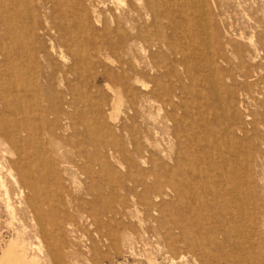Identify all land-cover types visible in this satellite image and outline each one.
<instances>
[{
	"label": "rangeland",
	"instance_id": "obj_1",
	"mask_svg": "<svg viewBox=\"0 0 264 264\" xmlns=\"http://www.w3.org/2000/svg\"><path fill=\"white\" fill-rule=\"evenodd\" d=\"M94 1L98 6H102V8L100 7L101 11H104L109 8L110 9L114 8L115 6L114 4L118 2V0H94ZM87 2L89 1L61 0V4H62L61 9H63L62 12L64 13L66 12L67 13L66 15L68 16L69 14L68 17H70V14L72 15V8L74 11L76 9H79L80 7L89 8V3ZM101 2H103V5L106 6L104 7ZM135 2L136 0H123L124 4L130 3L135 5ZM185 8L191 11V12L188 11L190 18H192V12L194 11L196 13L197 11L196 7L194 6V3L189 7L187 5ZM200 12L201 13L204 12L202 14L205 16V17L204 16L201 17L202 18L201 22L205 23L206 20H209L211 23L209 24L210 33L212 32L217 33V35L219 36V40L222 42L221 44H224L226 41L230 43V47L226 51L227 60H221L218 63L219 69L222 72V77L224 80L220 84L218 82L217 84L216 82L214 83L212 76L206 70L205 61L208 58V54L210 53L211 47L209 45L210 36H208L206 31L205 32L203 31L204 30L203 28L199 27L200 29H198V27L195 25L194 26L196 28H194L192 24L191 25L188 24V26H186L187 24H185L184 26H186L187 29L183 28L184 31L181 30L177 34L178 36L173 34H172L173 36H171V31L169 29L163 30L168 40H172V39L177 40L180 46L183 45L182 47L184 48L185 53L188 54V58L186 59V61L180 63L178 62L179 57L172 56L169 53L165 52L166 55H169L171 59L167 56L169 59L161 62V65H159L161 67V72H164L166 67L169 68L172 67L174 69V72L177 74V79L176 78H173L171 80H168L169 78H166L165 80L163 79L164 80V82H162L163 86H161L162 88L160 89L163 90L164 85H169V89L166 93H169L170 96L171 95L175 96V100H174L176 104V110L174 111L175 121L167 120V114L171 112V107L165 104L166 96L160 93V95L162 96L156 99L155 101H152L151 104H146L145 106L138 107L137 118L136 120H134V122H132L130 120V116L132 112L128 111L127 108V104H128L127 100L130 99L131 93L128 92L117 81H115L112 76L105 77L104 75L98 74V79L100 82L97 80V84H94L90 74L91 71H89L88 72L89 74L84 76L83 79L78 78L79 81L64 80L63 88L58 85H55L56 87L55 86L54 87L57 92V95L54 96L55 97L54 100L48 101L45 99H40L38 100L39 102L34 100L28 101V104L31 106L28 109V118H29L28 124L30 125L29 129H31V127L33 126V129L31 130H33L32 131L34 133L33 135L36 136V141H34L33 143L31 142V140L28 141V158H29L28 180L32 182H37L39 186V188L37 189L38 193H41L48 199V203L44 207L47 208V209L45 208L47 211H50V209H52L53 215L49 216L48 218V224L46 227L47 235L41 233L40 225L34 219L31 218V213H29V211H28V218L24 214L16 215L17 219L19 218L20 221H15L14 227H16L18 231L23 232L24 226H27L28 231H26V233H28V254L30 256L35 255L38 258L37 264H149V263L150 264L152 263L193 264L192 262H194V264H196V262L198 264H203L202 261L200 260L199 253L200 251L201 253H203L205 250L210 251L209 255H207L206 257L209 259V262L211 264H216V263L243 264V259L245 258L249 260L250 264H264V179H263L264 156H261L259 154L261 152H264L263 151L264 145L261 144L264 134L263 133L264 129H262V126L259 124H258L259 127L258 130L253 129L251 128L252 126L250 124L253 123L254 121L261 120L259 113L262 111V109L257 104L258 95L248 90L247 88L245 89L243 86L244 85L243 80L237 79V81L236 80L234 81L233 79L234 77L230 78L231 76L229 77L227 75L230 73L231 75L237 74L238 69L236 66L238 65L239 62L237 57L240 56L241 53H244V51L249 49L248 45L250 41L253 42L259 36L263 35L264 0H206V5L202 6ZM85 18L87 23L90 25L91 18H90L89 10L86 12ZM211 28L212 30H210ZM186 30L188 34L187 33L185 34ZM190 30L191 32L189 33ZM180 34L182 38L181 36H179ZM199 34H201L202 37ZM252 37L254 38L253 40H251ZM181 40L182 42H180ZM194 40H196V42ZM203 41L204 43L206 42L208 44L205 45L206 43L205 44L202 43ZM44 44L46 47L49 46V42L47 41ZM85 49L88 48L85 47ZM230 49H235V51ZM135 50H136L135 54L137 56L139 54L140 56L137 47H133V52ZM18 55L19 54L15 53L13 54V57L15 56V58H17ZM111 59L112 60L106 62V64L104 63L105 67L107 68L105 70H109V71L111 70L113 74H117L120 72L119 64L117 60H115V57L111 56ZM140 59L145 62L146 56L143 57L140 56ZM18 62L19 60L17 61V63ZM250 68H251L250 66L247 67V69ZM230 69H232L234 72H232V70ZM99 70L101 73L100 68L98 69V72ZM184 71L188 75L185 74ZM191 75L193 80L191 79ZM210 80L212 82H209ZM143 82H145L144 84L147 83V86L152 85V83L147 77V78H141L139 82L131 83L130 87L133 91L148 92L147 89H143L144 87L142 84ZM189 82L192 84L190 85ZM195 83L197 86L195 85ZM83 84H87V85L83 86ZM221 84H225V86L231 87L233 91L236 92V94L233 97L226 95V93L222 89L223 85ZM187 85L189 88L187 87ZM88 87L91 88L89 89ZM185 88H188L187 91L185 90ZM72 89L76 90L75 91L76 96L73 100H72V95L70 96L67 95V93H69L68 91ZM85 89L87 90L85 91ZM87 91L88 93H86ZM186 92L188 93L186 94ZM84 94H86L88 98L90 97V99L88 100L84 99L83 98ZM118 94L119 96L121 95L120 98L123 96L122 98L124 99L121 98L120 104L114 105L112 101L114 100L115 102L116 96ZM64 95H66L65 96L66 98L64 97ZM67 97L70 98L68 99ZM64 99L66 100V103ZM249 99H251V101ZM71 101L73 102V104H71ZM241 101H242V105H241ZM91 104H94L93 107L95 105H97L98 107L95 106L94 107L95 109H93ZM71 105H73V107ZM50 107L51 108L53 107L54 110L53 113H48L46 111V108L48 109ZM109 107L112 109H110ZM191 107H193L192 110ZM88 108L90 109L89 111H87ZM91 108L93 111L91 110ZM245 108L247 110H245ZM30 109L33 110L32 112L34 114H32V112L30 114ZM40 109L45 110L44 111L45 113L44 112L41 113L42 111ZM113 109H115L116 111L118 110L117 114H115L116 112ZM224 109H226L227 111ZM67 110H69L70 115L72 117H67V115L65 114ZM37 111H39L41 114H35ZM90 111L92 112L90 113ZM94 111H96V113L98 112L99 113L96 114ZM78 114L80 115V118L78 117L79 116ZM99 114L102 117L99 116ZM114 114L117 116H115ZM37 115L39 118L37 117ZM81 115H83L82 118ZM94 115L102 118L101 121L98 117L96 118ZM103 115L104 117L105 116L106 117L104 118ZM41 116L43 117L41 118ZM217 118L219 122L216 120ZM93 119H95V121ZM57 120H59L60 122H58ZM71 120L74 121L75 124H72ZM97 120L99 122L96 124ZM103 122L105 124H102ZM31 123H33L34 125ZM51 123L52 125H50ZM79 123L83 125L80 126ZM87 124L88 126H90L88 128L90 129V131L87 130ZM93 124L96 126V129ZM38 125L41 126L39 127L40 129L37 128ZM104 125L105 126L109 125L110 128L109 127L106 128L109 129L110 131L107 129L105 130ZM217 125L220 126V128ZM134 129L139 131L141 143L144 145L146 150L145 152L142 153V158L140 156L141 159H139L138 156H133L132 159L135 166L140 168L142 171H147L150 168H154L156 171L162 174V179L159 186L155 187L154 189L150 188L149 191H147V193L142 191L141 188H138L135 192H129L128 187L130 184L124 182L123 187L119 188L117 184H115L117 182H114L116 178L120 179L123 173L124 174L126 173V171L128 170V166H130L131 169L136 170L135 166H133L132 164L130 165L131 160L129 161L128 158H126V156L124 155L125 150L131 151L130 146L126 143L130 131ZM237 129H240L241 131H237ZM91 130L98 137L99 140L97 144L95 142L96 146L94 143L92 144L88 142L86 138V136L88 137L92 133ZM173 131H176L178 135L174 136ZM225 131L230 136L226 135ZM35 132L38 134L36 135ZM212 132L215 133L212 134ZM77 133H80V135ZM108 135H110L111 137ZM144 135H146L147 138L144 137ZM112 136H113V140H111ZM248 136L250 138H248ZM224 137L226 140L224 139ZM44 138L46 141L49 142V143L45 142V145L47 147H45V145H42L44 144L43 143ZM106 138H108L109 140L107 141ZM220 140L222 143L220 142ZM108 142L110 143L113 142L112 143L113 145L111 146L110 144L109 146ZM229 142L230 144H228ZM30 143L32 145L35 144L36 147L32 146ZM103 143H105V145H103ZM115 143L118 144L119 146L116 145ZM210 143L212 144V146H210ZM98 144L100 147H98ZM123 144H125V146ZM93 145L96 148L93 147ZM232 145L234 146L232 147ZM101 146L103 148H101ZM125 147L126 149L123 150V148ZM211 147H213L214 149ZM249 147L251 148V150L249 149ZM84 148H86L87 150ZM97 148L100 150H98ZM95 149L96 151H94ZM112 149H114L113 151H115L116 154L112 151ZM7 150L4 151L3 146L0 145V162H7L8 160L16 159L17 151L13 149L10 150L8 148ZM39 151L42 154L39 153ZM107 151L110 153H108ZM190 151L192 153H190ZM231 151L234 153H232ZM257 151L259 155L256 154ZM11 152L13 155H11ZM35 152H37L38 155ZM90 152L92 153L90 154ZM97 152H99L98 154L101 153V155H98ZM32 155H34V157ZM93 155H95L94 156L95 158L98 157L99 159H95ZM233 155L234 156L236 155L235 158ZM99 156L100 157L102 156L103 160H101ZM176 156L177 157L180 156V158L183 161H185V163L183 162L184 165L181 166L180 171H177V168L175 167L176 161L174 160V158L176 159L177 158ZM204 158L206 160H204ZM258 158L260 160L262 159V161H260ZM91 160L93 163L91 162ZM111 160H113L114 162L112 161L111 163H109ZM191 160H195L197 167L204 169L209 174H211L212 171H214L213 170L214 163L216 164L217 167H220L223 161H225L226 163H232V162L235 164L238 163L239 170L240 172H242V175H244L241 176L243 179H247L248 177L246 173L248 174L250 173L249 174L250 181H246V182H249L250 185L255 187L254 188L255 191L252 192L254 193V198H255V204H254L255 208L253 209L252 206L249 205L246 208L248 209L249 212L253 211V214L256 216L254 218L253 223L247 221H245L246 223L243 222V224L241 225V229L238 228L233 233L234 239L232 240L230 239L229 242H225L222 244V242H224L223 241L224 238L222 236H219L217 243L214 242L210 246L209 245L205 246L204 244L203 246L202 244L205 243L206 240L205 229H203V231H200L191 227L194 226L196 223L202 224L205 222L202 220V216L205 213V211L202 209L203 207L201 206L203 195H201V193H198L199 184L195 181L197 179H193L189 181L188 184L187 182L188 179L186 178V174L184 172L192 164V163L189 164ZM231 160L232 162H230ZM240 160L243 161L240 162ZM97 161H100V163ZM43 162H44V166L42 165ZM50 162L54 164L52 165L50 164ZM261 162L263 165L261 164ZM116 164H119V168L118 165L116 166ZM206 164L207 165L209 164L208 167ZM249 164L251 165V167L249 166ZM59 166H61L62 168ZM243 166L245 167L243 168ZM77 167L80 168V170ZM52 168L53 169L55 168V170H53ZM63 168L66 171H64ZM83 168H86V170ZM91 168L94 170H98L99 172L93 171L91 170ZM44 171L45 173H43ZM172 171L174 172L172 173ZM109 172L111 173L113 172V173L110 174ZM54 173L58 175H55ZM81 173H83L84 176ZM8 174L9 173H7L5 170L3 171L0 170V176L4 181V188L0 184V232L2 233L5 239H8L13 236V231L9 226L11 217L6 209L7 195L5 194V192L6 191L8 192L11 202L15 206H18L19 204L18 203L19 199L16 198L15 195V193H17L16 191L17 188L15 187L13 181L9 177L10 175ZM91 174L92 176L90 177ZM172 174H174L173 176L175 179L173 178V176L169 178V175ZM107 180L109 181L111 180V181L109 182ZM169 180H171L172 182V188L175 187L177 189L178 186L184 188V193H180L178 189L173 190L169 186ZM153 183H154V177H147V184L149 186H152ZM58 189H60V191ZM92 191H94V193ZM102 192H104L105 194ZM28 194L30 195L28 196V199L32 198L31 200L35 201L37 205L41 206L42 204L41 203L42 201H40L42 200L41 195L37 196V194L34 191H30V190H28ZM128 195L130 198H128ZM98 197L99 198L101 197L102 199H99ZM198 198H200L201 200ZM108 199H110L111 201L110 200L108 201ZM57 202L59 204L56 207ZM111 202L113 205L111 204ZM70 203L73 204H71L70 206ZM97 204L98 206H95ZM84 214H86V216ZM183 215H186L188 217V219H186L187 221H180V218ZM84 216L85 218L82 219ZM92 216L94 217V219H92ZM243 216L246 217L247 213L245 212V215ZM106 217H108V219ZM87 220H89L88 221L89 223H87ZM175 221L178 223V225L185 228L186 230L185 239L187 240V238H189L190 241L192 242L200 241L201 249L198 250L197 248H193L192 250H187V246H185L184 242L180 239L178 231L174 229ZM95 223L96 225H94ZM208 224L206 225V228L210 226ZM69 225L70 227H68ZM229 247H231V249ZM47 251H50L53 255L52 256L47 255ZM181 256H184V258L180 259ZM28 264L30 263L28 262Z\"/></svg>",
	"mask_w": 264,
	"mask_h": 264
},
{
	"label": "bare ground",
	"instance_id": "obj_2",
	"mask_svg": "<svg viewBox=\"0 0 264 264\" xmlns=\"http://www.w3.org/2000/svg\"><path fill=\"white\" fill-rule=\"evenodd\" d=\"M88 1L89 2H87V3H89V8L80 7L79 9H76L75 11L72 8V15L70 14V17H68L69 14L67 16L66 12L65 13L62 12L63 9H61V5H62L61 0H0V145L3 146L4 151L7 150V148L10 150L13 149V150L17 151L16 159L8 160L7 162H0V170L1 171L5 170L7 173H9L8 174V175H10L9 177L13 181L15 187L17 188L16 189L17 193H15L16 198L19 199L18 206H15L11 202V199L8 195V192L7 191L5 192V194L7 195L6 209H7L8 213L10 214V217H11V221L9 222V226H10L11 230L13 231V236L8 238V239H5L2 235V233L0 232V264H28V262L30 264H37L38 263V258L35 255L30 256L28 254V233H26V231H28L27 226H24L23 232L18 231L17 228L14 227V222L20 221L19 218L17 219V217H16L17 214H20V215L24 214L28 218V211H29V213H31V218L34 219L40 225L41 233L44 235H47L46 227L48 224V218H49V216L53 215L52 209H50V211H47L46 210L47 208L44 207L48 203V199H47V197H45L41 193H38L37 189L39 188V186H38L37 182H32V181L28 180V176H29V171H28V159H29L28 158V141L31 140L32 143L34 141H36V136L33 135L34 134L32 132L33 130H31V129H33V126L31 125L32 126L31 129H29L30 125L28 124V121H29L28 120L29 119L28 118V109L31 107L28 104L29 100H34L37 102H39L38 100H40V99H45L48 101L54 100V98H55L54 96L57 95V92L55 90V87H56L55 85H58V86L63 88V81L64 80L76 81V80H78V78L83 79L84 76L88 75L89 74L88 72L91 71L90 74H91L92 81L94 84H97V80L99 81L98 74L104 75L105 77L106 76H112L115 81H117L128 92L131 93L130 99L127 100V103H128L127 108H128V111L132 112L131 116L129 115L130 120L132 122H134V120H136V118H137L138 107L145 106L146 104H151L152 101H155L156 99H158L162 95L166 96L165 104H167V106L171 107V112L167 114V120L175 121V118H174V111L176 110V104L174 102L175 96L174 95L170 96L169 93H166L169 89V85H164L163 90H160V89L162 88L161 86H163L162 82H164V80L166 78H169L168 80H171L173 78L177 79V74L174 72V69L172 67H170V68L166 67L165 71L161 72V67L159 65H161V62L166 61L170 58L169 55H166L165 52L169 53L172 56L179 57L178 62H180V63L186 61V59L188 58V54L185 53L184 48L182 47L183 45L180 46V44L178 43L177 40H174V39L168 40L166 38L163 30L169 29L171 31V36H173V35L178 36L177 34L181 30L184 31L183 28L187 29L186 26H188V24L189 25L192 24L194 28H196L195 26H197L198 29H200L199 27L203 28L204 29L203 31L204 32L206 31L208 36H210L209 37L210 41L208 40L209 45L211 47L210 53H209L210 55L208 54V58L205 61V64H206L205 67H206L207 72L210 73V75L212 76L214 83L216 82V84H217V82H218L220 84L224 80L222 77V72L219 69L218 63L221 60H227L226 51L230 47V43L225 40L226 42L224 44H221L222 42L219 40V36L217 35V33H215V32L210 33L209 24H211V23L209 20H206L205 23L201 22V19H202L201 17L204 16L202 13H204V12L201 13L200 9L202 8V6L206 5V0H136L135 5L130 4L131 2L128 4H124L123 0H118V2L116 4H114L115 5L114 8H111V9L109 8V9H106L104 11H101L102 6H98L94 0H88ZM101 3L103 5V2H101ZM193 3H194V6L196 7L197 11H196V13L193 11L192 12V18H190L189 14H188L189 13L188 11H190V10L189 9L187 10V8H185V7L187 5L189 7ZM191 8H192V6H191ZM88 10L90 11V18H91L90 25L87 23L86 18H85V14ZM192 10H194V9H192ZM185 24H187V25L184 26ZM210 30H212V28ZM190 32H191V30L189 31V33ZM186 33H187V30L185 31V34ZM199 35H201V34H199ZM179 36H181V34ZM253 36H255V35H253ZM186 37H188V36H186ZM201 37H202V35H201ZM181 38H182V36H181ZM169 39H171V38H169ZM253 39L254 38L252 37L251 40H253ZM248 40H249V38H248ZM46 41L49 42L48 47H46L44 44ZM188 41H190V40H188ZM194 41L196 42V40H194ZM180 42H182V40ZM202 43H204V41ZM207 44L208 43H206L205 45H207ZM200 45H202V44H200ZM248 46H249V49L244 51V53H241L240 56L237 57V59L239 61L238 65L236 66L238 69L237 74L231 75V73H230L227 75L229 77L231 76L230 78L234 77L233 78L234 81L235 80L237 81V79L243 80L244 88L245 89L247 88L248 90H250V91H252L258 95V99H257L258 103L257 104L262 109V111L259 113L261 120L260 121H254L253 123H250L252 126L251 128L258 130L259 129L258 124L262 126V129H264V32H263V35L259 36L255 41H253V42L250 41ZM85 47H87L88 49H85ZM133 47H137V50L140 53L141 57L146 56L145 62L140 59L139 54H138V56L135 54L136 50L133 52ZM243 47H245V46H243ZM205 50H206V48H205ZM230 50L235 51V49H230ZM207 52H208V50H207ZM15 53L19 54L18 57L16 56L17 58H15V56L13 57V54H15ZM111 56L115 57V60H117V62L119 64L120 72L117 74H113L111 72V70L110 71L105 70V69H107L105 67L106 62L112 60ZM198 57H200V56H198ZM18 60H19V62L17 63ZM244 60L247 62H245ZM54 61H56V62H54ZM158 61H160V62H158ZM115 63H116V61H115ZM227 63H226V65H227ZM232 64H231V67H232ZM186 66H188V65H186ZM220 66H221V64H220ZM248 66H250L251 68L247 69ZM236 67H235V69H236ZM99 68L101 69V73H100V70L98 72ZM186 69H187V67H186ZM232 69H230V70H232ZM188 70H189V68H188ZM200 71H201V69H200ZM224 71H225V69H224ZM186 72H187V70H186ZM186 72H185V74H187ZM232 72H234V71L232 70ZM193 74H195V73H193ZM112 77H111V79H112ZM147 77L150 80V82L152 83V85L147 86V83L144 84L145 82H143L142 84L144 86L143 89H147L148 92L133 91L131 89V87H130L131 83L139 82L141 78H147ZM179 78H181V77H179ZM191 79L193 80L192 75H191ZM209 79H210V77H209ZM192 80H189V81H192ZM209 82H212V81L210 80ZM189 84L191 85L192 83L189 82ZM225 84H226V82H225ZM225 84H221V85H223L222 89L224 90L226 95L233 97L236 94V92L233 91V89L231 87L225 86ZM84 85H87V84H83V86ZM195 85H196V83H195ZM104 86H105V84H104ZM187 87H188V85H187ZM188 88H185V90L187 91ZM86 90L87 89H85V91ZM75 91L76 90L72 89V90L68 91L69 93H67V95H69V96L72 95V100L76 96ZM91 92H92V90H91ZM118 92H120V91H118ZM188 92H186V94ZM86 93H88V91ZM160 93H162V95H160ZM184 95H185V93H184ZM65 96L66 95H64V97ZM120 96L118 94L116 96L115 102H114V100L112 101L114 103V105L120 104L121 98L123 97L122 96L120 98ZM222 97H223V95H222ZM247 97H248V95H247ZM83 98L87 99V100L90 99V97L88 98L86 94L83 95ZM95 98H97V97H95ZM122 99H124V98H122ZM251 99H249V100L251 101ZM225 100H226V98H225ZM96 101H99V100H96ZM102 102H103V100H102ZM122 102H123V100H122ZM44 103H42V104H44ZM65 103H66V100H65ZM71 104H73L72 101H71ZM91 105L93 107L94 104H91ZM100 105H103V104H100ZM241 105H242V101H241ZM71 106L73 107V105H71ZM95 106H97V105H95ZM94 107H93V109H95ZM193 107H191V110ZM110 109H112V108H110ZM221 109H223V108H221ZM40 110L42 111L41 113H43L45 111L42 109H40ZM89 110L90 109L88 108L87 111H89ZM91 110H92V108H91ZM113 110H115V109H113ZM224 110H226V109H224ZM245 110H247V109L245 108ZM32 111L33 110L30 109V114ZM46 111L48 113H53L54 110H53V107L52 108L50 107L48 109L46 108ZM92 111H90V113ZM99 111H100V109H99ZM117 111L115 110V112H116L115 114H117ZM37 112H39V111H37ZM37 112L35 114H41L40 112L39 113H37ZM73 112H75V111H73ZM94 112L96 113V111H94ZM111 112H112V110H111ZM98 113H96V114H98ZM113 113H114V111H113ZM32 114H34V113L32 112ZM61 114H64V113H61ZM65 114L67 115V117H72L70 115L69 110H67L65 112ZM99 116H101V115L99 114ZM115 116H117V115H115ZM226 116H227V114H226ZM37 117H38V115H37ZM42 117L43 116H41V118ZM78 117L80 118V115ZM82 117H83V115H81V118ZM95 117L97 118L98 116H95ZM103 117H104V115H103ZM197 117H200V116H197ZM98 118L101 121L102 118H100V117H98ZM112 118H114V117H112ZM188 118H190V117H188ZM33 119H34V117H33ZM68 119H70V118H68ZM85 119H83V120H85ZM31 120H32V118H31ZM72 120H71V123L75 124L74 121H72ZM93 120L95 121V119H93ZM216 120L218 121V118ZM57 121L60 122L59 120H57ZM89 121H91V120H89ZM205 121H207V120H205ZM98 122L99 121L97 120L96 124ZM104 122L102 124H105ZM91 123H94V122H91ZM31 124H33V123H31ZM234 124H236V123H234ZM39 125L37 128L41 127ZM43 125H44V123H43ZM48 125H49V123H48ZM50 125H52V123ZM82 125L80 124V126H82ZM85 127H86V125H85ZM89 127L90 126H88V124H87V130L90 131V129H88ZM101 127H102V125H101ZM104 127H105V130L108 127L110 128L109 125H106V126L104 125ZM218 127L220 128V126H218ZM71 128H72V126H71ZM93 129H94V127H93ZM95 129H96V126H95ZM92 130H91V132H92ZM107 130H109V129H107ZM225 130H227V129H225ZM210 131H211V129H210ZM237 131H241V130L237 129ZM228 132H229V130H228ZM173 133H174V136L178 135L176 131H173ZM213 133H215V132H212V134ZM225 133H226V131H225ZM37 134L38 133H36V135ZM67 134H68V131H67ZM77 134L80 135V133H77ZM87 134H89V133H87ZM108 134H109V132H108ZM139 134H140L139 131H137L136 129L130 131L126 144H128L130 146L131 151L125 150V152H124V155L126 156V158H128L129 161L131 160V163L129 162L130 165L132 164L133 166H135L133 159H132L133 156H138L139 159H141L142 153L146 151L144 145L141 143V140H140L141 138H140ZM226 135H229V134L226 133ZM33 136L35 137V140H34ZM64 136H65V134H64ZM108 136H110V135H108ZM113 136H112L111 140H113ZM221 136H222V134H221ZM241 136H242V134H241ZM144 137H146V135H144ZM86 138H87V141L92 143V144L93 143L95 144V142L97 144V142H99L98 137L93 132L88 137L86 136ZM248 138H250V137L248 136ZM57 139H58V137H57ZM83 139H84V137H83ZM106 139H107V141L109 140L108 138H106ZM224 139H225V137H224ZM76 140H79V139H76ZM115 140H116V138H115ZM41 141H42V139H41ZM58 141H59V139H58ZM45 142H48V141H46L44 138V142H43L44 144H42V145H45ZM110 142H108L109 146H110V144L112 146L113 142L112 143H110ZM220 142H221V140H220ZM257 143H258V141H257ZM257 143H255V144H257ZM96 144H95V146H96ZM228 144H230V142ZM261 144L264 145V134H263ZM103 145H105V143H103ZM106 145H108V144H106ZM116 145H118V144H116ZM123 145L125 146V144H123ZM237 145H235V146H237ZM32 146L36 147L35 144ZM95 146L93 145V147H95ZM102 146H101V148L104 147V146L103 147ZM210 146H212L211 143H210ZM233 146L234 145H232V147ZM258 146H259V144H258ZM45 147H47V146L45 145ZM98 147H100L99 144H98ZM213 147H211V148H213ZM84 149H86V148H84ZM124 149H126V147L123 148V150ZM197 149H198V147H197ZM249 149L251 150L250 147H249ZM37 150H39V149H37ZM98 150H100V149H98ZM113 150L114 149H112V151ZM187 150H186V152H187ZM218 150H220V149H218ZM16 151H14V152H16ZM46 151H48V150H46ZM94 151H96V149ZM99 152H97V154ZM113 152L115 153V151H113ZM35 153L37 154V152H35ZM39 153H41V152L39 151ZM84 153H85V151H84ZM91 153L92 152H90V154ZM108 153H110V152H108ZM190 153H192V152L190 151ZM232 153H234V152H232ZM204 154H205V152H204ZM256 154L257 155L260 154L261 156H264V152H261L258 154V151H257ZM11 155H13L12 152H11ZM98 155H101V153ZM254 155H255V153H254ZM32 156L34 157V155H32ZM94 156L95 155H93V157ZM140 156H141V158H140ZM235 156H234V158H235ZM117 157H118V155H117ZM107 158H106V161H107ZM95 159H99V158L97 157ZM100 159L103 160L102 156L100 157ZM33 160H34V158H33ZM174 160L176 161L175 167L177 168V171H180L181 170L180 168L182 165H184L185 161H183L180 158V156L177 157L176 159L174 158ZM201 160H202V158H201ZM204 160H206V159L204 158ZM232 160L230 162H232ZM246 160H248V159H246ZM51 161H52V159H51ZM112 161L113 160H111L109 163H111ZM144 161H145V159H144ZM191 161L189 164H191V163L192 164L188 167L187 170L184 171L186 174V178L188 179V181L187 180L186 181L189 184V181H191L193 179H197L195 181L199 184L198 193H201V195H203L201 206L203 207L202 209L205 211L204 215L202 216V220L205 222L202 224L196 223L194 226H191V227H193L194 229L200 230V231H203V229H205V239L206 240H205V243L202 244L203 246H204V244H205V246L206 245L210 246L214 242L217 243L219 236H222L224 238V240H223L224 242L221 241L222 244L225 242H229L230 239L231 240L234 239L233 233L238 228L241 229V225L243 224V222L247 221V222L253 223L254 218L256 216L253 214V211L249 212L248 209L246 208L248 205L252 206L253 209L255 208L254 207L255 198H254V193H252L255 191V189H254L255 187L250 185L249 182H246V181H250V179H249L250 173L248 174V173H246L248 171H246L245 173H246L248 178L243 179L241 176H244V175H242V172H240L238 163L237 164H235L233 162L232 163H226L225 161H223L222 165L220 167H217L216 164L214 163V169H213L214 171H212V173L209 174L204 169L197 167L195 160H191ZM241 161H243V160H240V162ZM260 161H262V159ZM91 162H92V160H91ZM97 162L100 163V161H97ZM33 163H34V161H33ZM47 163H49V162H47ZM104 163H105V161H104ZM109 163H108V165H109ZM50 164H52V162H50ZM261 164H262V162H261ZM42 165L44 166V162ZM117 165L119 168V164H116V166ZM208 165H207V167H208ZM259 165H260V162H259ZM127 166H128V164H127ZM249 166L251 167L250 164H249ZM30 167H32V166H30ZM59 167H61V166H59ZM102 167H99V168H102ZM244 167L245 166H243V168ZM172 168H174V167H172ZM38 169H40V168H38ZM78 169L80 170V168H78ZM83 169L86 170V168H83ZM96 169H97V167H96ZM53 170H55V168ZM91 170L98 171V170H94L92 168H91ZM46 171H47V169H46ZM64 171H66V170L64 169ZM173 172L174 171H172V173ZM43 173H45V171ZM68 173H67V175H68ZM109 173L112 174L113 172L112 173L109 172ZM114 173H116V172H114ZM54 174L58 175L56 173H54ZM62 174H63V171H62ZM81 174L83 175V173H81ZM173 175L174 174L169 175V178ZM91 176H92V174L90 175V177ZM147 177H154V183L152 186H149L147 184ZM169 178H167V179H169ZM173 178H174V176H173ZM161 179H162V174L160 172L156 171L154 168H150L147 171H142L138 167H136V170H133V169H131L130 166H128V170L126 171V173L125 174L123 173V175L120 177V179L116 178V180L114 182H117L115 184H117V186L119 188L123 187L124 182L130 184L128 187L129 192H135L138 188H141L142 191L147 193V191H149L150 188L154 189L155 187L159 186ZM164 179H166V178H164ZM107 181H109V180H107ZM251 183H252V181H251ZM0 184L4 188V181L2 180L1 176H0ZM175 185H177V184H175ZM169 186L172 188L171 180H169ZM172 189L173 190L178 189V191L180 193H184V188H181L179 186L177 189L175 187H173ZM28 190L34 191L37 194V196L41 195V197H42V200H40V201H42L41 206L37 205V203L35 201L31 200L32 198L28 199V196H30L28 194ZM58 190L60 191V189H58ZM92 192L94 193V191H92ZM118 192H119V190H118ZM102 193H104V192H102ZM85 195H86V193H85ZM95 195H96V193H95ZM99 195H100V193H99ZM156 197H158V196H156ZM128 198H130L129 195H128ZM91 199H92V196H91ZM99 199H102V198L100 197ZM198 199H200V198H198ZM109 200L110 199H108V201ZM157 201H158V199H157ZM259 202H260V200H259ZM56 204H57L56 205V207H57L59 203L57 202ZM71 204H73V203H70V206H71ZM111 204H112V202H111ZM72 206H74V205H72ZM95 206H98V204ZM109 207H111V206H109ZM53 209H54V207H53ZM73 209H74V207H73ZM75 210H76V208H75ZM107 212H108V210H107ZM245 212L247 213L246 217L243 216V215H245ZM84 215L86 216V214H84ZM85 216L82 219H84ZM106 218L108 219V217H106ZM92 219H94L93 216H92ZM92 219H90V220H92ZM186 219H188V217L186 215H183L180 218V221H187ZM88 221L89 220H87V223H89ZM208 223H210V224H208ZM207 224L210 226L206 228ZM67 225H68V223H67ZM94 225H96V223ZM68 227H70V225ZM93 229H95V228H93ZM174 229H176L178 231L180 239L184 242L185 246H187V250H192L193 248H197L198 250L201 249L200 241L199 242H197V241L192 242V241H190L189 238H187V240L185 239L186 230L184 227L178 225V223L176 221L174 223ZM70 231H69V233H70ZM240 242H243V241H240ZM229 248L231 249V247H229ZM209 252H210L209 250H205L203 253H201V251H200L199 257H200V260L202 261L203 264H211L209 262V259L206 257L207 255H209ZM47 255L52 256L53 254L50 251H47ZM183 258H184V256L180 257V259H183ZM257 261H260V260H257ZM192 263L194 264V262H192ZM152 264H154V263H152ZM196 264H198V263L196 262ZM216 264H220V263H216ZM243 264H250V262L248 259L245 258V259H243Z\"/></svg>",
	"mask_w": 264,
	"mask_h": 264
}]
</instances>
